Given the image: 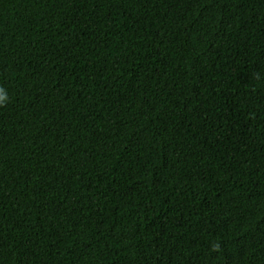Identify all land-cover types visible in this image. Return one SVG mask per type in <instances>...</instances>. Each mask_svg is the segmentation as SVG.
<instances>
[{"label":"trees","instance_id":"obj_1","mask_svg":"<svg viewBox=\"0 0 264 264\" xmlns=\"http://www.w3.org/2000/svg\"><path fill=\"white\" fill-rule=\"evenodd\" d=\"M0 264H264V0H0Z\"/></svg>","mask_w":264,"mask_h":264},{"label":"clouds","instance_id":"obj_2","mask_svg":"<svg viewBox=\"0 0 264 264\" xmlns=\"http://www.w3.org/2000/svg\"><path fill=\"white\" fill-rule=\"evenodd\" d=\"M5 100H6V96L3 92V90H0V103L5 102Z\"/></svg>","mask_w":264,"mask_h":264}]
</instances>
